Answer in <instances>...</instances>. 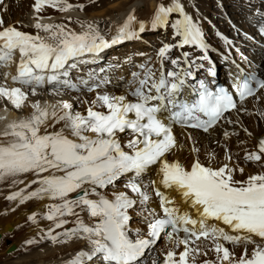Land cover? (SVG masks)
<instances>
[{
    "label": "snow or ice",
    "instance_id": "1",
    "mask_svg": "<svg viewBox=\"0 0 264 264\" xmlns=\"http://www.w3.org/2000/svg\"><path fill=\"white\" fill-rule=\"evenodd\" d=\"M4 5L5 0H0V6ZM46 7L68 12L73 8L83 11L85 6L69 0H35L33 10L41 13ZM173 13L181 17L171 25L173 38L179 40L159 49V75L142 65L144 75L133 74L131 83L136 86L131 92L97 94L86 113L74 111L66 101L58 102V107L33 101L28 117L10 121L0 131V183L11 180L12 185H25L6 199L19 205L32 200L58 201L48 204L43 214L45 220L53 222L45 238L53 243H86L87 250L77 251L66 264H141L146 250L161 239L173 246L166 252L163 264H197V256L209 251L216 259L203 264H264V172L237 180L235 173L244 172L239 166L224 163L211 168L196 160L185 168L166 158L177 147L174 126L209 132L227 119L226 113L237 110L238 103L264 90V80L253 77L234 85L238 99L224 88L212 90L204 80L189 86L188 78L197 80L193 69L203 67L197 61L208 60V46L201 28L187 14L181 0H170L167 7L159 4L151 27L168 25ZM36 20V32L29 33L6 26L0 17V67L15 64L16 75L11 80L19 85L9 88L0 84V100L17 111L46 84L53 86V94H59L62 88L78 91L68 77L78 63L90 62L83 57L98 56L126 39L138 38L134 25H138L139 33L146 29L134 13L128 15L110 40L101 34L96 23H80L83 30L78 33L64 24H42L39 16ZM41 32L47 35L42 36ZM185 46H195L203 55L190 58L185 51L181 57L168 56L173 49ZM164 60L172 65L167 72ZM208 74L215 77V68L210 67ZM9 75L6 73L4 79ZM81 83L87 85L88 81ZM87 90L93 92L95 88ZM59 124L62 127L58 130L47 131ZM192 150L198 151L195 147ZM225 153L231 161L227 149ZM243 159H264V139H259L257 151L247 153ZM154 165H158L160 185L176 191L195 211L196 218L181 212L174 200L155 186V181L151 191L158 199L159 210L148 206L152 195L141 177ZM28 174L33 178L25 183ZM122 178L127 191H116L109 197L103 190L116 188ZM32 185H37L35 190L27 191ZM136 205H140L139 215L147 226L146 232L130 227L129 210ZM76 208L86 211L94 223L86 224ZM67 216L77 219L75 227L59 234L61 240L53 233L64 228L68 221L63 218ZM27 219L36 223V214ZM34 243L27 241L29 245ZM181 245L183 251L177 254L174 248ZM226 245L242 250L237 255Z\"/></svg>",
    "mask_w": 264,
    "mask_h": 264
},
{
    "label": "bare ground",
    "instance_id": "2",
    "mask_svg": "<svg viewBox=\"0 0 264 264\" xmlns=\"http://www.w3.org/2000/svg\"><path fill=\"white\" fill-rule=\"evenodd\" d=\"M118 1L119 0H116L114 4ZM34 2L35 0H5L4 10L2 11L0 17L5 19L7 23H14L13 26H16L20 30L29 33L36 32L33 26L31 28L29 27L30 24L34 25L37 22V16L40 17L39 22L42 24H64L78 33L83 30L80 27V23H96L99 25V30L101 34H103L107 39L110 40L112 38L110 36V34H112L110 30L112 29L113 32L117 33L118 27L123 25L129 14L134 13L137 18V21L145 23L146 30H148V28L151 27V19L155 13L157 6L161 3L164 4L166 7L170 6V0H122L121 2L113 6V8H110L111 12H108L107 10L105 13L101 12L102 14L93 15L94 12L89 11V9H85L87 7H84L83 11L79 10L78 8H73L68 12H59L53 8L46 7L43 12L35 13L32 9L30 10V8L34 5ZM181 3L184 6L187 14L193 17L194 22L197 23L201 28L202 32H204L203 34L205 43L208 46L207 56L209 53V49L223 50L227 53H234L231 52L230 41L224 36V31L212 30L210 33L207 32L206 27H201L203 23L200 22L199 18H197L196 14L194 13L192 1L181 0ZM108 6L109 5L104 6L103 8H106ZM76 12H83V15H70L77 14ZM89 14L93 16H89ZM116 15L118 16V18L116 19L111 17ZM257 15L260 16L261 19H264V8L258 9L256 12V16ZM180 18L181 17L178 13H173L169 16V24L166 26L171 29L173 37L174 29L171 25L175 22L176 19ZM240 20H242V22H240L242 27L237 25L235 26L234 30L236 35H241L240 37L254 36L255 33L253 32V29H250V27L246 24L245 21H243V19ZM18 21L23 26H25V28L22 26H18ZM261 23H264V21ZM133 27L137 34H139L138 25H134ZM104 28H106L104 31H107V33L103 31ZM261 28L264 30V25H262ZM218 33L219 35H217ZM262 34L264 35V32H262ZM40 35H43V32H41ZM255 37L258 38V36L256 35ZM208 39L210 40L208 41ZM231 39L242 43V45L251 46L250 39H245V42L241 38H239L241 39L239 40L237 36ZM178 40V37H176L175 39L173 38L174 44L178 42ZM260 41L264 45V40L262 38L260 39ZM150 42H153V40H150ZM133 45L135 44L133 43ZM255 45L257 47L255 49V52L263 53L264 47L259 44ZM151 46L155 49L158 48V44L156 43H151ZM185 47H187V49H184L183 51H180V53L177 54L175 52L171 58L174 59L177 57H181L183 52L188 50L193 52L191 55L192 58H196L198 55H203L198 49L195 48V46ZM135 48L136 47L133 46V49ZM160 48L161 47L158 48V51ZM107 49H109L110 51L109 56L103 57L101 54H99L98 56L93 57L90 55H86L82 59L90 61L88 62V64L91 65L92 69H94L96 68V65L101 62V60L112 59V55L113 57H127L126 55H121L122 53H116V46L114 45ZM125 49H127L126 46L123 49H118V51H125ZM248 49L251 50L250 48ZM135 52H140L144 55L147 53L144 51H139V49L137 48L135 49ZM257 53L251 54L250 58L252 60L258 61L260 66L264 67V59L262 60L261 57L258 60L259 57L257 58ZM235 54L236 53H234V55L232 54L234 58L236 56ZM150 55H152V53H150L149 55L146 54L145 56L148 57ZM154 55V58L151 60L154 65L151 67V69H154L155 72H158L161 66V60L158 56V52L154 53ZM210 56L212 60H214V56L212 55V53L210 54ZM207 61H209V57ZM127 63H129V61H127ZM79 64L83 65L84 63ZM163 64L164 69H172V65L170 64L169 60H164ZM197 64L200 65V63ZM205 64L210 65L208 62H205ZM1 70L2 72H4L3 69ZM249 70L255 71L252 68H249ZM157 75H159V73H157ZM120 76V73H108L107 75H105V78L118 79ZM224 79H226V77H224ZM3 81L7 82L11 80L8 78L7 80L4 79ZM217 82L219 87H221L223 84V79L218 78ZM0 84H4L9 88L19 86L17 84L11 85L3 82ZM52 87V85L46 84L43 88H41V90H43V92L46 90L50 91H47L46 95L42 93V96H30V99L26 103L25 107L19 111L12 108L4 100H0V117H4L3 120H0V131H3L6 123L18 120L20 118L28 117L31 114L32 109H28L26 106L33 101H39L42 106L57 105V107L59 106L58 102L66 101L73 105L74 111L86 113V109L88 108L91 101L96 98L97 94L108 93L112 95H127L129 92H131L125 90L124 84L120 86H113L112 82L110 83L109 88L106 87V89H98L92 95L84 92L78 94L70 93L69 91L67 92V89H61L59 94H53L51 91ZM262 94H264V90H260V92L257 93L256 97H251L247 99L248 102L242 105L243 108L240 113L235 110L230 113V117L232 118L234 125L229 128L236 129L237 134L229 138H227V136L223 134L222 137H225V140L219 138V130L215 131L212 134V137H210L205 134H201L197 131L186 130L185 128H179L174 126L173 134L177 140V147L173 150V152L169 153L166 158L169 160V162H179L185 168H190L196 160H199L202 165L211 168H219L224 163H229L230 166L233 167L239 166L244 169V172L243 174H241L239 171L235 173V179L237 180H243L249 175L264 172V166H262L264 165V159H262L260 162H250L243 159V157L247 153L257 151L259 139H264V115H262V113H264V95ZM129 99H132V97L129 96ZM60 127H62V124L56 125L55 128L49 127L47 131H55L58 130ZM229 128L223 127L224 130H229ZM41 131L43 132L44 129L42 128ZM193 147L197 148L198 151L194 152L192 150ZM226 149L232 156L231 161H228L227 159L225 153ZM156 169V177L160 178L158 174V165H156ZM45 175H47V173ZM21 178L23 179V177ZM32 178L33 177L31 176V174H28L27 178L25 179V183H28V181H30ZM141 180H143V183L147 185V181L144 175L141 177ZM150 181L151 180L148 179V182ZM124 182H126V180L125 178H122L120 181V184L122 185L120 187L111 189L110 186L108 189H104L103 191L109 197H111L113 192L127 191V189H124L123 187ZM155 182V186L157 188H160L162 192H164L165 194L173 193L177 202L182 205L188 206L183 202L182 198L177 192H174V190L171 189L166 190L160 185L158 181L155 180ZM24 187V184L12 185L11 180H6L0 183V213L3 211V215L0 216V264H66V262L70 260L77 251L87 250L86 243L81 240H73L68 243H53L51 240L45 238V233L51 227H53V222L45 220L43 218V214L47 211L46 206L48 204L58 203V201H52L49 199L32 200L26 202L23 205H19L18 202L8 201L6 199L8 195H11L15 191H19ZM36 187L37 185H32L30 188L27 189V191L35 190ZM148 191L150 195H152V201H154V206L157 201V198L154 197V194L149 188ZM75 196L76 194L73 193L72 198H75ZM137 206L139 205H136L133 209H130L129 212L133 216L139 218L140 220L138 222H141V224H139L137 221H134V218L131 215L132 219L130 221V227L133 230L139 229L141 232H143L144 230L146 232L147 226L142 222V216L137 214ZM153 206L150 208H154ZM154 209L158 210L157 207H155ZM75 211L79 213V217L83 219L86 224L91 225L94 223L93 218H91L86 211H81L80 208H76ZM189 213L196 214L195 211H191ZM32 214H36V223H33L32 221H29L27 219V217ZM63 219H66L68 223L64 225V228L56 229L53 233L54 235H57L58 238L61 240L63 239V237H61L59 234L66 229L75 227V221L77 217L67 216ZM216 223L217 226H224L223 224H220L218 222ZM224 227L227 231H229L227 226ZM29 239L34 240L35 243L31 245L27 244V241ZM226 246L229 247L230 250H234L237 255H239L242 250L240 247L233 249L232 245ZM172 247L173 246L168 244L164 239H161L156 243L155 248H160V252L157 255H164L165 249H167L168 251ZM179 248H174V250H178ZM149 250H153V247ZM151 258L154 259L156 258V256L151 255ZM215 259V254L209 251L207 255L197 256V263L203 264V261L205 260L214 261Z\"/></svg>",
    "mask_w": 264,
    "mask_h": 264
},
{
    "label": "rangeland",
    "instance_id": "3",
    "mask_svg": "<svg viewBox=\"0 0 264 264\" xmlns=\"http://www.w3.org/2000/svg\"><path fill=\"white\" fill-rule=\"evenodd\" d=\"M115 1L116 0H99L98 1V5L96 6V4H95V6L98 7V8H96L94 6L95 8H89V11L94 12L93 15L102 14L101 12H104L105 13L107 10H108V12H111L110 11V8H113V6H115L116 4H118L119 2H121L122 0H119L117 3L114 4ZM145 1H148V0H145ZM261 1L264 2V0H261ZM194 2L196 4L197 9H199L201 11V13L206 14L208 16V19L211 22L208 25L206 24L207 27H208L207 28L208 29V32H211L212 30L213 31H224V34L225 35H228L229 37L231 36L232 38H234L235 36H237L238 39L241 38L242 40H244L243 37H240L241 35H234L235 34V30H234L235 26L237 25V26L242 27L241 24H240V22H242V20H240V19H243V21H245L246 24L249 27L255 28V26H256V22H252L253 20L250 21L248 19V17H246V16L249 15L250 16V19H253L255 13H253L251 15L249 12L253 11L254 9H255V11L257 10V8H258L257 6L260 4V2H258V1H255V0H194ZM110 4H112V5H110ZM107 5H109L110 7L108 6L106 8H103L104 6H107ZM203 8H205L207 10V13L203 12ZM85 9H88V8H85ZM95 9H99V10H95ZM92 10H95V11H92ZM93 15L89 14V16H93ZM111 17H113L115 19L118 18L117 15L116 16H111ZM263 21H264V19H262V22ZM230 24H231V26H230ZM206 25L205 24H202L201 27L202 28L203 27L205 28ZM105 29L106 28H104L103 31ZM110 31L112 33V34H110V36H113L114 34L116 35V32H113L112 29ZM104 32L107 33V31H104ZM142 34H144L143 35L144 37L141 38L140 41L146 43L147 46L150 49H153L154 47L151 46V43L155 44V42H154L155 39H154L153 33H149L146 30ZM167 35H168V31L166 33H164V35H163L164 40H168ZM131 39H133V38H131ZM241 39H239V40H241ZM138 40H139V38H138ZM150 40H153V42H150ZM244 42H245V40H244ZM138 43H134L135 44L134 46L137 49H139V51L147 52L146 53L147 55H149L151 52H153V51H148L147 48H143V47L142 48H139ZM250 47L251 46H249V48ZM173 50L169 53V56L172 55ZM111 51H113V50H111ZM125 51H127V49H125ZM248 51H249V49H248ZM134 52H135V50H134ZM135 53H139V52H135ZM191 53L192 52H190L188 54L190 55ZM112 54H113V52H112ZM112 58H113V55H112ZM118 58H119V60L123 59V60H126V62L128 61V57H118ZM123 60H121V62H124ZM135 61H134V63H135ZM200 61H202V60H200ZM47 91H50V90H46L44 92L41 89L38 90V96H42L41 95L42 93L44 95H46ZM70 93H73V92H70ZM67 95H69V94H67ZM30 105H31V103H29L26 107L28 109H31V106ZM29 106H30V108H29ZM121 185L122 184H120V181L117 182V187L116 188L120 187ZM111 189H113V188H111ZM153 203H154V201L151 200V202L149 204V207H152L153 206ZM137 209H138L137 210V214H139L140 209L139 208H137ZM2 215H3V211L0 213V216H2ZM130 215H132V214H130ZM133 218H134V221H137V222L140 220L136 216H133ZM138 223L141 224V222H138Z\"/></svg>",
    "mask_w": 264,
    "mask_h": 264
}]
</instances>
